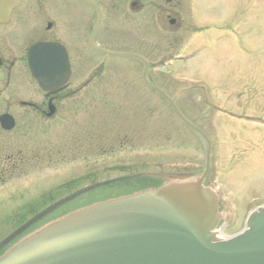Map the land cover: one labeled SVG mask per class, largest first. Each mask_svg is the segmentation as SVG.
Returning <instances> with one entry per match:
<instances>
[{"label":"water","instance_id":"water-1","mask_svg":"<svg viewBox=\"0 0 264 264\" xmlns=\"http://www.w3.org/2000/svg\"><path fill=\"white\" fill-rule=\"evenodd\" d=\"M13 2L1 0L0 13ZM172 192L163 187L72 213L22 240L0 264H264V208L243 234L214 243L205 194Z\"/></svg>","mask_w":264,"mask_h":264},{"label":"rangeland","instance_id":"rangeland-1","mask_svg":"<svg viewBox=\"0 0 264 264\" xmlns=\"http://www.w3.org/2000/svg\"><path fill=\"white\" fill-rule=\"evenodd\" d=\"M197 3L195 8L199 11H197V14L204 18L206 21H213L216 19H223L227 18L230 19L234 15L237 17L240 16V14H244L246 19L248 20V24L246 23L245 27H247V34L253 38L252 43V49L251 52L243 56H234L232 54H228L227 52L224 53L226 55L225 60L221 62H214L210 64L208 70L203 71L201 74V80L206 84V86H210L214 83L213 80L217 81L223 86H230V82L232 80V75L234 72H237V68H246L247 65H240L242 59H246L245 63H248V65L253 67L262 68L264 71V43L261 42L264 40V0H195ZM223 48V47H222ZM163 50V49H162ZM207 52V51H206ZM165 55V52H159L156 54V58H160V56ZM201 60L198 59L197 62ZM120 67L124 70V72H130L131 69L133 70L134 67H132V63L130 60L127 59H120L119 61ZM195 65L187 66L178 68L175 67L173 70V76L179 77L182 80H185V77H195V73L193 72V69ZM188 69V71H186ZM79 75L81 73L80 70ZM263 74V73H262ZM256 85L258 87L264 86V76L258 75L256 77ZM243 89L254 92V86L250 84V80L248 78L244 79L243 81ZM236 86L242 87L241 83L236 84ZM235 87V85L233 86ZM233 87H230L232 89ZM226 91V90H222ZM234 92V90H233ZM261 97H264V94L260 95ZM120 98L118 96H114V98L111 99L110 104L114 109L117 110V112L113 113H93L92 115H95L96 121L99 123L98 125H89L86 130L90 131L92 136L97 138L98 136H101L103 134V130H108L107 124L105 123L104 118L107 116H117L118 121L117 123H121V129H125V126L130 127L131 133H136L137 131L142 132L144 135L148 133L151 134L148 139L150 138L151 141L156 140V128L154 125H145L142 118H139L136 116L134 118L130 113H128L127 110H122L119 108V100ZM128 101V100H124ZM256 101V102H255ZM80 102L83 104H86V102L81 99ZM251 108L253 109H264V102L261 99H257L256 96H253V99L251 100ZM262 103V104H261ZM68 104L64 105L63 107H67ZM253 106V107H252ZM115 111V110H114ZM261 112V111H258ZM117 113V115H116ZM187 116V115H186ZM81 117V115L79 116ZM163 118V117H162ZM167 118V117H166ZM174 124H177L174 121ZM144 130L141 131L139 128H143ZM189 135H191L190 132L186 131ZM194 137L196 143H197V136L191 135ZM190 137L186 141L187 147H191L193 145L192 141L193 138ZM247 139V138H246ZM158 140H161L158 139ZM195 143V144H196ZM194 144V145H195ZM243 145H237L233 146L231 148H227V157L232 159V157L235 156L236 152L241 149ZM257 154H261V163L256 165L252 171L253 173V179L249 182L245 183V191L243 192V195L238 198V201L235 202L232 200L230 194L228 192L226 193L227 199L231 204H235L236 211H237V221L236 225H240L241 220L244 217V214L247 210L250 208L264 202V148L257 151ZM167 153H164L165 159H170L169 156H167ZM162 158V156L160 157ZM173 158V157H172ZM254 160V159H253ZM230 168L237 169L238 162H234L232 160L229 164ZM239 168V167H238ZM220 174L215 175V180L219 184V186L222 188L223 191H227L225 189L224 184L219 179ZM15 183L10 184L7 188H1L0 187V243L5 242V240L13 235L14 231L17 230L19 224H20V218L17 219V212L14 211V206L19 202V199H26L28 197L27 191H15L14 189ZM243 189V187H241ZM111 189H104V188H98L96 190L90 191L77 199L71 200L69 203L65 204L61 208L56 209L52 214L54 216H59L64 213H68L71 210H73L76 207L82 206L84 204H91L97 201H101L103 199H106L108 196V193L105 191H108ZM238 192L237 189H234ZM226 215L228 219H232V211L228 208H225ZM234 218L231 222V226L229 227L231 230H237L241 227H235L234 225Z\"/></svg>","mask_w":264,"mask_h":264},{"label":"flooded vegetation","instance_id":"flooded-vegetation-1","mask_svg":"<svg viewBox=\"0 0 264 264\" xmlns=\"http://www.w3.org/2000/svg\"><path fill=\"white\" fill-rule=\"evenodd\" d=\"M93 1L95 5L86 0H34V3L22 14V28L15 30L8 27L0 28V74L5 77V81H11L14 75L13 67L17 63L20 65L15 72L16 80L19 81L23 77L24 61L16 54H21L26 43L34 39L53 41L63 39L69 43V49L74 50L78 45L79 36H89L92 33L95 20L100 17L118 18L120 15L124 17L126 14L125 0ZM127 4L136 7L138 12L143 13L144 16L152 14L163 16V13L168 14L172 11L171 0L154 2L133 0ZM34 8L36 9L35 23L30 17ZM29 25L31 28H28ZM15 90L19 92L20 88L16 87ZM7 109L11 110L10 104H7Z\"/></svg>","mask_w":264,"mask_h":264}]
</instances>
